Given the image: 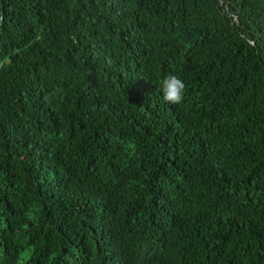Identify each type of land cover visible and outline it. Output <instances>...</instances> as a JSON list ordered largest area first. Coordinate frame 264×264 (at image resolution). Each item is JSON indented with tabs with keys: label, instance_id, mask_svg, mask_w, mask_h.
Masks as SVG:
<instances>
[{
	"label": "trees",
	"instance_id": "obj_1",
	"mask_svg": "<svg viewBox=\"0 0 264 264\" xmlns=\"http://www.w3.org/2000/svg\"><path fill=\"white\" fill-rule=\"evenodd\" d=\"M0 264H264V0H0Z\"/></svg>",
	"mask_w": 264,
	"mask_h": 264
},
{
	"label": "clouds",
	"instance_id": "obj_2",
	"mask_svg": "<svg viewBox=\"0 0 264 264\" xmlns=\"http://www.w3.org/2000/svg\"><path fill=\"white\" fill-rule=\"evenodd\" d=\"M159 86L165 103L179 105L183 102L186 86L178 75L169 73L160 81Z\"/></svg>",
	"mask_w": 264,
	"mask_h": 264
},
{
	"label": "bare ground",
	"instance_id": "obj_3",
	"mask_svg": "<svg viewBox=\"0 0 264 264\" xmlns=\"http://www.w3.org/2000/svg\"><path fill=\"white\" fill-rule=\"evenodd\" d=\"M216 52V51H215ZM191 67V66H190ZM205 68V67H204Z\"/></svg>",
	"mask_w": 264,
	"mask_h": 264
}]
</instances>
